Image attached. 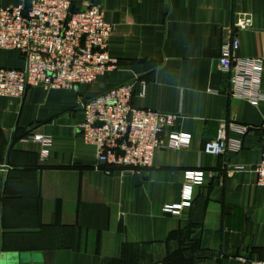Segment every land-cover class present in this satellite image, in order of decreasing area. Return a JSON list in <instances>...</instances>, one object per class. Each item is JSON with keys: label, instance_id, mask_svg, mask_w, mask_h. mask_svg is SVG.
<instances>
[{"label": "crops", "instance_id": "crops-1", "mask_svg": "<svg viewBox=\"0 0 264 264\" xmlns=\"http://www.w3.org/2000/svg\"><path fill=\"white\" fill-rule=\"evenodd\" d=\"M24 1L0 0V9ZM94 2L113 25L109 50L120 69L74 90L32 87L21 100L0 98V254H26L39 264L264 260V188L255 171L264 103L232 98L219 68L239 12H252L254 25L236 33L238 56L264 59V0ZM23 66L18 53L0 50V67ZM135 80L147 81L148 90L139 98L137 84L134 105L177 114L163 136L188 134L191 142L159 149L153 168L133 175L98 163L80 127L84 101ZM223 123L254 129L243 137L230 132L242 139L240 152L205 154ZM28 135L53 137L46 162L38 144L24 141ZM194 170L205 172V182L194 189L192 205L181 216L165 214V206L180 203L185 173Z\"/></svg>", "mask_w": 264, "mask_h": 264}, {"label": "built area", "instance_id": "built-area-1", "mask_svg": "<svg viewBox=\"0 0 264 264\" xmlns=\"http://www.w3.org/2000/svg\"><path fill=\"white\" fill-rule=\"evenodd\" d=\"M76 8L72 0H26L15 7L0 9V50L14 51L24 61L22 68L0 67V98L21 100L32 87L46 91L74 90L95 83L120 69L119 58L109 50L113 25L94 0H81ZM254 25L252 12L236 15L232 38L221 46L219 68L228 77L229 94L258 107L264 103L262 78L264 59L240 58L237 32ZM139 98H145L148 82L135 80L115 87L81 104L84 122L80 127L83 142L95 149L98 163L140 174L154 166L161 148H183L191 142L188 134L164 132L172 128L177 114L139 108L133 103L136 86ZM254 128L223 123L215 139L204 146V153L221 156L243 148L240 138ZM262 156L255 171L257 186L264 188V126L261 127ZM25 142L40 146V161L46 162L53 148L51 135H28ZM237 167L236 170H243ZM205 182L201 170L185 173L179 204L165 206V214L181 216L192 205L194 189ZM252 264H264V260Z\"/></svg>", "mask_w": 264, "mask_h": 264}, {"label": "water", "instance_id": "water-1", "mask_svg": "<svg viewBox=\"0 0 264 264\" xmlns=\"http://www.w3.org/2000/svg\"><path fill=\"white\" fill-rule=\"evenodd\" d=\"M3 170L6 167H2ZM3 181L0 179V182ZM2 186L0 185V209H1V199H2ZM122 225V220L120 222ZM0 264H39L37 260L32 259L30 256L26 254L16 255V254H8V255H1L0 254Z\"/></svg>", "mask_w": 264, "mask_h": 264}, {"label": "trees", "instance_id": "trees-1", "mask_svg": "<svg viewBox=\"0 0 264 264\" xmlns=\"http://www.w3.org/2000/svg\"><path fill=\"white\" fill-rule=\"evenodd\" d=\"M166 262H167V261H166ZM166 262H165V263H166Z\"/></svg>", "mask_w": 264, "mask_h": 264}]
</instances>
